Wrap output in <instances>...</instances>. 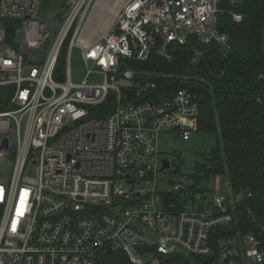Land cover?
<instances>
[{
	"label": "built area",
	"instance_id": "2783aa9c",
	"mask_svg": "<svg viewBox=\"0 0 264 264\" xmlns=\"http://www.w3.org/2000/svg\"><path fill=\"white\" fill-rule=\"evenodd\" d=\"M93 1L67 0L62 21H41L44 0H0V19L22 21L13 45L0 28V86L13 88L12 108L0 111V264H94L117 250L132 264H163L174 252L200 257L196 264H264V241L239 226L240 202L219 192L208 206L204 193L187 198V177L173 171L170 187L158 184V136L192 137L198 94L126 102L116 84L122 61L146 60L158 46L170 58L169 44L193 35L228 53L218 0H124L109 29H90ZM72 30L68 48L81 46L103 83L73 82L70 55L58 76ZM194 51L197 62L203 53ZM111 93L116 110L91 116Z\"/></svg>",
	"mask_w": 264,
	"mask_h": 264
},
{
	"label": "trees",
	"instance_id": "16d2710c",
	"mask_svg": "<svg viewBox=\"0 0 264 264\" xmlns=\"http://www.w3.org/2000/svg\"><path fill=\"white\" fill-rule=\"evenodd\" d=\"M218 29L228 37L229 52L224 53L216 41L204 44L190 36V44L173 42L168 46L171 58L159 54L158 46L146 60H124L120 71L135 72L131 86H122L127 101L173 97L180 88L198 94L200 113L198 131L217 134L216 146L203 153L192 176L193 185L183 194L194 198L204 193L199 183L204 177L226 174L231 190L242 195L239 226L242 232H253L264 241V0H218ZM233 13L242 19L234 20ZM12 20H6L9 24ZM7 42L14 43L16 33L8 26ZM15 33V34H14ZM58 62L57 74L63 77L68 46ZM194 49L203 56L194 63ZM141 76L151 77L155 86L141 94ZM13 88L0 86V111L12 108ZM116 95L111 93L102 104L93 106L91 116L105 118L117 108ZM168 169L180 174L175 163ZM176 196V194H173ZM233 229V228H232ZM200 257L179 252L162 255L163 264H196Z\"/></svg>",
	"mask_w": 264,
	"mask_h": 264
},
{
	"label": "rangeland",
	"instance_id": "374dc122",
	"mask_svg": "<svg viewBox=\"0 0 264 264\" xmlns=\"http://www.w3.org/2000/svg\"><path fill=\"white\" fill-rule=\"evenodd\" d=\"M53 5L42 11L40 14V20L45 21L46 19L52 18L57 11H61L65 7V2L67 0H53ZM99 1L102 0H94L92 5L95 4L97 6ZM98 2V4H97ZM105 2V3H104ZM101 9L98 7H94L93 15L91 22L87 25L88 28L91 29V26H103V28L109 29L108 25L111 19L115 18L117 11L119 9L118 0H105ZM108 8H110L108 10ZM103 9V10H102ZM58 20L62 21L64 18L63 12L57 17ZM94 24V25H92ZM10 27L11 30H14L16 35L13 38V41H16L17 38V29L22 26L21 20L12 19V21L7 24L6 20L0 19V28ZM74 30L69 35V38L66 44H69L70 39L72 38ZM14 33V34H15ZM94 38H97V35H94ZM65 47H67L65 45ZM82 47L78 44L74 45L72 50L70 51V47L67 50L66 59L70 55V72L72 74V80L76 83H81L88 76V81L90 83H103L106 79V74L100 72V68L94 63V61H88L82 56ZM70 53V54H69ZM171 58V57H170ZM201 59V58H200ZM67 68H68V59ZM194 63H198L193 61ZM90 70V71H89ZM89 72V73H88ZM118 80L116 81L117 85L126 86L132 84V81L127 80L122 71L117 73ZM217 134L209 133L204 131H194L192 137L189 140H184L182 137L175 138V133L173 131H166L161 133L158 136L157 147L159 148V169L163 166L162 160L166 157H169L171 161H173L176 165L179 166L181 175H185L187 177L186 186L193 185V180L190 176L193 175L195 171V166L198 161H201L203 157V153L211 151V148L216 146ZM171 169H166L164 171H160L157 175L159 177V186L164 184L170 185V180L173 177V180H177V176L170 173ZM200 187L204 188L205 192L203 195H206V199L204 201V205H210L213 201L214 196L219 192L222 195L226 196V198L230 197L233 200L241 202L243 200L242 195H235L231 190V186L229 183L228 175H211L209 177H204L200 183ZM144 186L149 187V185L144 184ZM158 207L161 206L160 203L157 204Z\"/></svg>",
	"mask_w": 264,
	"mask_h": 264
},
{
	"label": "water",
	"instance_id": "95a60500",
	"mask_svg": "<svg viewBox=\"0 0 264 264\" xmlns=\"http://www.w3.org/2000/svg\"><path fill=\"white\" fill-rule=\"evenodd\" d=\"M53 0H44V5L41 8V12L45 11L46 9L50 8L53 5ZM63 11H57L53 18H57L60 13ZM262 52L264 53V27L262 31ZM95 51H92L91 54H94ZM104 60V59H103ZM140 79L143 83H149L151 80V77H145L141 76ZM175 138H178L177 134H175ZM5 145H7V140L4 142ZM163 166L161 167V170H166L167 168H170L171 161H169L168 158H164L162 160ZM94 264H132L131 258L129 253H127L125 250H117L114 252V254L109 255L108 257L102 258L94 262Z\"/></svg>",
	"mask_w": 264,
	"mask_h": 264
},
{
	"label": "crops",
	"instance_id": "0c3cea01",
	"mask_svg": "<svg viewBox=\"0 0 264 264\" xmlns=\"http://www.w3.org/2000/svg\"><path fill=\"white\" fill-rule=\"evenodd\" d=\"M103 2L105 1V0H102ZM101 1V2H102ZM116 1V0H115ZM118 5H119V7L123 4V2H124V0H118ZM105 3V2H104ZM110 8H108V10H109ZM113 20H114V18L113 19H111V21H110V23H109V25H108V27H110L111 25H112V23H113ZM89 24V23H88ZM99 27H101V26H99ZM103 27V26H102ZM101 27V28H102ZM107 29V28H106Z\"/></svg>",
	"mask_w": 264,
	"mask_h": 264
},
{
	"label": "bare ground",
	"instance_id": "6f19581e",
	"mask_svg": "<svg viewBox=\"0 0 264 264\" xmlns=\"http://www.w3.org/2000/svg\"><path fill=\"white\" fill-rule=\"evenodd\" d=\"M117 1V0H116ZM97 4H98V2H97ZM102 5H103V1L102 2H100L99 1V4L97 5V6H95L96 8L98 7L99 9H101V8H103L102 7ZM94 10V9H93ZM103 10V9H102ZM93 13V12H92ZM161 170V169H160ZM161 171H164V170H161Z\"/></svg>",
	"mask_w": 264,
	"mask_h": 264
},
{
	"label": "flooded vegetation",
	"instance_id": "af4514ba",
	"mask_svg": "<svg viewBox=\"0 0 264 264\" xmlns=\"http://www.w3.org/2000/svg\"><path fill=\"white\" fill-rule=\"evenodd\" d=\"M166 158H168L169 159V161H171V159L169 158V157H166ZM174 164V162L173 161H171V166ZM170 166V167H171Z\"/></svg>",
	"mask_w": 264,
	"mask_h": 264
}]
</instances>
